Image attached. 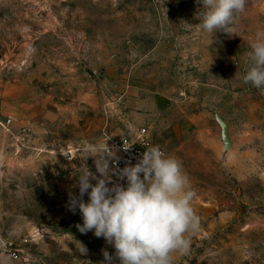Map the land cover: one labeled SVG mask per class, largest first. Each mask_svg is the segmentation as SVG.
Wrapping results in <instances>:
<instances>
[{
  "label": "rangeland",
  "instance_id": "obj_1",
  "mask_svg": "<svg viewBox=\"0 0 264 264\" xmlns=\"http://www.w3.org/2000/svg\"><path fill=\"white\" fill-rule=\"evenodd\" d=\"M202 7L0 0V264H119L67 208L110 140L181 163L200 225L172 264H264V94L243 81L264 0L228 32L202 30Z\"/></svg>",
  "mask_w": 264,
  "mask_h": 264
},
{
  "label": "clouds",
  "instance_id": "obj_2",
  "mask_svg": "<svg viewBox=\"0 0 264 264\" xmlns=\"http://www.w3.org/2000/svg\"><path fill=\"white\" fill-rule=\"evenodd\" d=\"M202 4L198 19L202 30L225 31L246 9L247 0H197ZM247 53L248 67L243 81L264 94V30L255 33ZM92 155L99 176L88 168L78 178L79 194H68L67 208L73 214L79 209L82 224L75 227L83 234L94 231L115 249L119 264H172V254H186L190 235L199 229L200 219L192 202L196 196L179 160L166 155L159 146L148 147L134 165L119 169L120 180L112 183L106 156ZM96 180L93 184L91 181ZM112 184L110 187L109 184ZM90 190V191H89ZM88 195L87 202L83 197ZM86 254L80 243L78 249ZM107 264L113 257L103 251Z\"/></svg>",
  "mask_w": 264,
  "mask_h": 264
},
{
  "label": "built area",
  "instance_id": "obj_3",
  "mask_svg": "<svg viewBox=\"0 0 264 264\" xmlns=\"http://www.w3.org/2000/svg\"><path fill=\"white\" fill-rule=\"evenodd\" d=\"M142 133H145V131L143 130ZM147 146L142 140L140 145L129 144L120 140H110V144L103 147L102 153L107 149L112 153L111 157H105L108 160L109 168L113 169V175L110 178L112 183H121L125 187L127 186L126 179L120 180L117 172L129 164H136L142 157V153L147 149ZM110 185L112 186L111 183Z\"/></svg>",
  "mask_w": 264,
  "mask_h": 264
},
{
  "label": "water",
  "instance_id": "obj_4",
  "mask_svg": "<svg viewBox=\"0 0 264 264\" xmlns=\"http://www.w3.org/2000/svg\"><path fill=\"white\" fill-rule=\"evenodd\" d=\"M215 120L220 127V139L223 149L227 150L231 147V142L229 140L228 132H227L228 129L227 124L217 114L215 115Z\"/></svg>",
  "mask_w": 264,
  "mask_h": 264
}]
</instances>
